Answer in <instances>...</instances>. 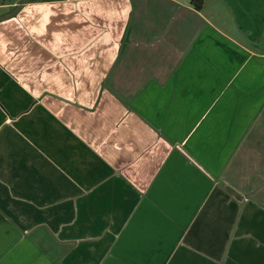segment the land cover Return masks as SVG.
<instances>
[{
    "label": "crops",
    "instance_id": "obj_1",
    "mask_svg": "<svg viewBox=\"0 0 264 264\" xmlns=\"http://www.w3.org/2000/svg\"><path fill=\"white\" fill-rule=\"evenodd\" d=\"M0 264H264V0H0Z\"/></svg>",
    "mask_w": 264,
    "mask_h": 264
},
{
    "label": "trees",
    "instance_id": "obj_2",
    "mask_svg": "<svg viewBox=\"0 0 264 264\" xmlns=\"http://www.w3.org/2000/svg\"><path fill=\"white\" fill-rule=\"evenodd\" d=\"M204 0H190V3L194 6L196 9H201L203 5Z\"/></svg>",
    "mask_w": 264,
    "mask_h": 264
}]
</instances>
